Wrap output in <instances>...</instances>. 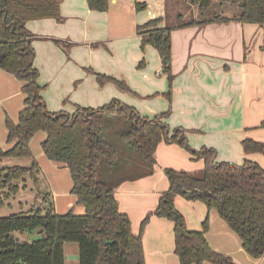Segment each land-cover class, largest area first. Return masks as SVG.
Instances as JSON below:
<instances>
[{
    "label": "crops",
    "instance_id": "0c3cea01",
    "mask_svg": "<svg viewBox=\"0 0 264 264\" xmlns=\"http://www.w3.org/2000/svg\"><path fill=\"white\" fill-rule=\"evenodd\" d=\"M135 3H145L137 11ZM166 0H109L106 11L91 10L87 0H61L60 21L44 18L26 22L32 35L33 68L38 72L40 96L49 112L72 114L76 107L98 108L117 100L134 108L140 117L152 118L170 109L165 120L171 128H183L193 150L214 149L217 162L242 164L249 160L264 168V154L245 153V139L264 142V24L212 23L171 31V70L174 75L170 101L167 77L151 45L141 47L138 27L167 19ZM143 62L142 66L139 64ZM99 75L111 78L100 81ZM116 81L123 82L122 90ZM23 82L0 68V147L8 150L5 117L17 123L24 108ZM43 131L29 147L40 174L51 175L47 184L57 214L85 209L71 194L66 166L47 159L41 149ZM150 176L122 183L115 190L119 211L126 214L134 234L142 220L157 206L168 189L165 168L199 172L202 160L175 144L160 143ZM39 174V175H40ZM189 230L198 231L206 216L205 238L214 251L235 264H264L242 249L241 241L218 216L197 201L175 198ZM27 210V209H26ZM24 211V210H23ZM145 264H179L174 253L173 223L151 216L143 235ZM77 245H64V264H78ZM210 264V263H204Z\"/></svg>",
    "mask_w": 264,
    "mask_h": 264
},
{
    "label": "trees",
    "instance_id": "16d2710c",
    "mask_svg": "<svg viewBox=\"0 0 264 264\" xmlns=\"http://www.w3.org/2000/svg\"><path fill=\"white\" fill-rule=\"evenodd\" d=\"M61 0H0V68L23 82L24 108L14 123L5 117L8 150L0 147V159L30 158L28 167L0 168V207L20 190L17 181L28 176L37 184L39 166L29 142L39 131L46 134L41 143L45 157L64 164L72 180L71 194L85 209L83 215L72 211L57 214L50 192L42 197L41 207L32 205L19 213L0 217V264H64V245L78 249V264H145L142 235L151 216L173 223L174 253L179 264H235L209 246L205 234L206 216L198 231L189 230L184 215L175 207V198L202 203L215 210L241 241L242 249L253 259L264 257V168L244 160L242 164L217 162L214 149L189 147L183 128L171 129L165 122L170 109L152 118L117 100L98 108L76 107L72 114L49 112L40 96L38 72L33 68L32 35L25 24L31 20L53 18L60 21ZM207 5V0H200ZM109 0H87L91 10L106 11ZM137 11L145 3H135ZM205 19L189 20L170 26L161 18L138 27L141 47L151 45L157 51L161 74L167 77L171 98L174 75L171 70V31L176 28L212 23L264 24V0H241L231 18L210 14ZM202 17V15H201ZM204 18V17H203ZM143 62L139 64L142 66ZM100 81L111 78L99 75ZM122 90L123 82L116 81ZM175 144L191 159L202 160L199 172L165 168L168 189L153 212L140 223L139 232L131 230L129 217L120 212L115 190L124 182L150 176L156 164L160 143ZM245 153L264 154V143L245 139ZM29 233L32 240H20Z\"/></svg>",
    "mask_w": 264,
    "mask_h": 264
},
{
    "label": "rangeland",
    "instance_id": "374dc122",
    "mask_svg": "<svg viewBox=\"0 0 264 264\" xmlns=\"http://www.w3.org/2000/svg\"><path fill=\"white\" fill-rule=\"evenodd\" d=\"M166 2L168 12L166 14V21L173 27L179 23L187 22L192 19H205L208 17L206 16L207 13L210 14V17L220 15L231 18L236 14L237 7L241 0H207V5L202 4L200 0H166ZM30 163V158H4L0 159V168L10 166L28 167ZM58 164H60V167L65 166L62 163ZM50 182L54 183V180L49 174H40L37 184H34L28 176H26L23 181H17L20 190L14 197L6 200L0 207V217L19 213L30 208L32 205L41 207L42 197L46 192H49L47 184L49 185ZM16 236L19 237L20 240H32L34 238L32 234L29 233H16Z\"/></svg>",
    "mask_w": 264,
    "mask_h": 264
}]
</instances>
